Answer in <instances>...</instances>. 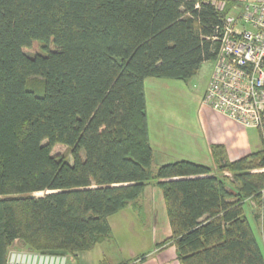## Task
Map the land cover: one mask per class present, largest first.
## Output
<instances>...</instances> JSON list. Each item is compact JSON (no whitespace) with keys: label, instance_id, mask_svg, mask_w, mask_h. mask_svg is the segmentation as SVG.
I'll list each match as a JSON object with an SVG mask.
<instances>
[{"label":"trees","instance_id":"trees-1","mask_svg":"<svg viewBox=\"0 0 264 264\" xmlns=\"http://www.w3.org/2000/svg\"><path fill=\"white\" fill-rule=\"evenodd\" d=\"M215 1L0 0V264L16 240L90 250L149 184L180 264H264L242 207L259 209L264 239V146L233 162L212 146L230 177L188 161L151 170L144 80L186 81L214 61L217 28L240 3Z\"/></svg>","mask_w":264,"mask_h":264},{"label":"crops","instance_id":"crops-1","mask_svg":"<svg viewBox=\"0 0 264 264\" xmlns=\"http://www.w3.org/2000/svg\"><path fill=\"white\" fill-rule=\"evenodd\" d=\"M245 1L240 0L233 9ZM162 87L174 89L171 82L155 78L144 80L152 171L163 165L188 161L209 167L218 176H228L229 173L220 174L216 170L212 146H223L230 162L257 152L264 146V138L258 130L243 127L214 112L202 102V98L193 114L175 111L161 94ZM152 90L156 98L155 106L150 110L148 96ZM242 207L245 218L251 221L250 225L264 256L259 209L251 199L246 200ZM107 222L109 237L90 250L66 254V264H180L176 248L169 240L172 232L163 196L155 184L144 187L134 201L109 216ZM11 249L29 251L19 240L12 244Z\"/></svg>","mask_w":264,"mask_h":264},{"label":"built area","instance_id":"built-area-1","mask_svg":"<svg viewBox=\"0 0 264 264\" xmlns=\"http://www.w3.org/2000/svg\"><path fill=\"white\" fill-rule=\"evenodd\" d=\"M217 10L223 8L215 1ZM214 69L202 102L264 138V0H246L224 16ZM264 195V189L262 190ZM67 255L11 249L6 264H66Z\"/></svg>","mask_w":264,"mask_h":264},{"label":"rangeland","instance_id":"rangeland-1","mask_svg":"<svg viewBox=\"0 0 264 264\" xmlns=\"http://www.w3.org/2000/svg\"><path fill=\"white\" fill-rule=\"evenodd\" d=\"M40 52L41 44L38 42L34 43L32 47L27 50L28 54H35ZM213 67V61L203 63L196 72V74L186 81L165 78L155 79H161L163 82H171L173 84L174 89H164L162 87L161 90L163 92H161V94L164 96V99H167V103H169L173 107V109H175V111L185 114H193V112L197 110V107H199V101L201 100L202 95L206 90L210 76L213 71ZM147 88H149L148 84ZM158 89L159 91H161L160 88ZM150 93L151 94H149L148 100L150 103V110H152L155 106L154 99L156 98V94H154L153 90ZM150 114L152 115L151 112ZM51 152L55 156L64 158L69 164L72 163L70 149L66 145L57 144L52 148ZM228 177H230V175H228ZM42 195L43 193L34 194V196ZM244 209L245 211L248 210L246 205L244 206ZM249 223L251 224V221H249Z\"/></svg>","mask_w":264,"mask_h":264}]
</instances>
